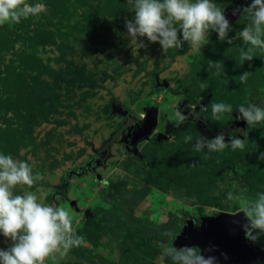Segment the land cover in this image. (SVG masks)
Instances as JSON below:
<instances>
[{
    "label": "rangeland",
    "instance_id": "1",
    "mask_svg": "<svg viewBox=\"0 0 264 264\" xmlns=\"http://www.w3.org/2000/svg\"><path fill=\"white\" fill-rule=\"evenodd\" d=\"M211 2L225 10L252 0ZM24 3L46 10L0 26V154L26 160L44 176L32 188H12L13 195L44 193L46 203L69 211L84 237L63 259L57 253L45 264H180L172 259L175 252L149 240L177 246L188 218L199 224L229 203L257 218L264 193V159H258L264 136L255 129L262 121L247 124L238 118V106L264 109V24L257 33L251 17L241 13L225 30L232 44L209 30V42L199 51L183 41L182 49L163 52L147 37L139 38L147 47L137 49L127 35L124 21L134 17L129 11L134 0ZM245 26L261 45L244 41L239 33ZM249 49L253 60L242 61L241 50ZM215 61L219 68L210 66ZM112 102L126 111L123 116L111 112ZM214 104L224 105L215 116ZM150 105L159 121L128 147L134 122ZM177 108L188 119L162 129L161 117L174 120ZM114 132L119 139L99 161L103 142ZM221 133L225 142L248 137V172L238 165L245 147L196 148L198 138L214 141ZM104 179L107 186L99 183ZM246 186L259 198L237 194ZM230 192L233 201L225 203ZM166 231L176 234L175 240ZM10 245L0 232V249ZM254 245H264V233Z\"/></svg>",
    "mask_w": 264,
    "mask_h": 264
},
{
    "label": "clouds",
    "instance_id": "2",
    "mask_svg": "<svg viewBox=\"0 0 264 264\" xmlns=\"http://www.w3.org/2000/svg\"><path fill=\"white\" fill-rule=\"evenodd\" d=\"M45 10L44 5H27L24 0H0V26L5 22L9 25L20 23L22 18L37 16ZM231 10L235 17L247 13L259 33V26L264 24V0H252L251 4H240ZM129 11L134 12V17L126 19L124 24L127 35L131 37L137 49L147 47L139 40L140 37H147L149 43L159 42L163 52L170 48L182 49L183 41H187L192 49L199 51L209 42V30L217 32L220 41L227 39V43L232 44V39L226 38L225 30L230 27L225 18L226 12L211 0H195L194 3L190 0H134L133 7ZM239 35L245 42L261 45V41L257 36L250 34L247 26ZM253 58L254 53L251 49L249 52L241 50L242 61H252ZM213 64L219 68L221 62H210V66ZM247 75L248 72H245L241 80L243 81ZM223 108V104H214V116ZM228 111H231V106ZM192 115L194 119L198 118V114ZM240 117L246 119L249 125L264 121V109L249 104V110H245L244 106L240 105L238 118ZM215 118L219 119V117ZM187 119L188 115L181 113L177 108L174 116L175 126L179 127ZM189 139L190 136L185 137V140ZM245 143L246 138L241 140L235 136L225 142L221 133L214 141L198 138L196 148L199 150L207 147L214 151L222 150L230 144L233 149H243ZM258 159H264V152L260 153ZM33 168L34 166L26 160L14 159L10 154H0V232L11 240V245L7 249H0L2 264H45V260L49 257L57 259L54 255L57 253L58 258L63 259L72 248L79 247L84 242V237L78 235L73 227V218L69 211L63 206L46 203L44 193L38 195L34 191H26L23 194L13 195L11 189L17 185L32 188L38 181L44 179V176L40 172H34ZM99 183L107 186L108 180L104 179ZM260 199L261 202L257 204L256 209L257 218L252 219L247 208L240 209L250 221V226L244 227L245 238L254 244L261 233H264V193L261 194ZM231 201L233 194L230 192L225 203ZM252 229L260 231L253 235ZM165 233L175 240L176 234L172 231ZM169 248L176 253L172 259L180 260L183 264H218L219 261L217 256L205 258L196 245L191 247L183 245L179 249L173 245ZM221 255L224 259H228L226 254Z\"/></svg>",
    "mask_w": 264,
    "mask_h": 264
},
{
    "label": "water",
    "instance_id": "3",
    "mask_svg": "<svg viewBox=\"0 0 264 264\" xmlns=\"http://www.w3.org/2000/svg\"><path fill=\"white\" fill-rule=\"evenodd\" d=\"M233 5H229L224 10L225 18L231 21L235 16L232 15ZM111 112L121 116L125 114L116 103H111ZM157 123V108L155 105L147 106L144 109V116L134 122L127 142L128 147H132L136 141L150 133ZM238 121L235 122V126ZM238 213V214H237ZM186 227L180 234L177 246L196 245L201 250V254L217 256L218 264H260L264 257V245L255 246L247 240L244 235V227L250 226V221L239 210L230 212L220 210L211 215L204 216L201 223L197 224L194 218H188ZM255 229H252L254 233ZM205 249H212L206 251ZM226 254L228 259L221 255ZM180 264H183L181 262Z\"/></svg>",
    "mask_w": 264,
    "mask_h": 264
},
{
    "label": "trees",
    "instance_id": "4",
    "mask_svg": "<svg viewBox=\"0 0 264 264\" xmlns=\"http://www.w3.org/2000/svg\"><path fill=\"white\" fill-rule=\"evenodd\" d=\"M240 64H243V63H240ZM181 96H184V92L181 91L180 92ZM239 107V106H238ZM159 121V119L157 120ZM164 121V122H163ZM160 125H162V129L165 128L166 129H172L175 124H174V120H167L166 118L164 117H161V120H160ZM204 130L206 129V125H204ZM237 129L235 130H232L231 132L232 133H235ZM237 132V131H236ZM255 133L259 136H264V121H262V123L255 129ZM249 135V133H247ZM119 135L117 133H112L102 144L101 146V149L103 151V156L99 159V161L102 160V158H105L107 156V149H108V146L116 141L117 139H119ZM248 137L246 139V143H245V151L243 153V155L240 157L239 159V166L244 169L245 172H248L249 171V167H250V159L248 158ZM238 195L242 196V197H253L254 199H258L259 197L256 196L255 194H253L251 192V190H249L248 186H246L242 191L238 192L237 193ZM224 211H234L235 209H233V207L229 204H227L225 206V208H223ZM149 243H151L152 245H155L157 246L159 249L165 251V252H168L170 251V248L169 246H172L169 241H166V240H163V239H160V238H152L149 240ZM176 246V244H175ZM178 249L180 248L179 246H176ZM263 260L260 261V264H262Z\"/></svg>",
    "mask_w": 264,
    "mask_h": 264
}]
</instances>
